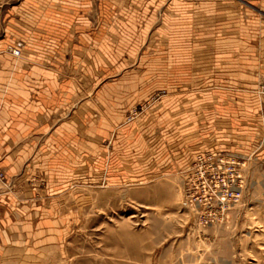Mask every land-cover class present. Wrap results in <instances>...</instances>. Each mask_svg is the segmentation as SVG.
<instances>
[{
	"label": "rangeland",
	"instance_id": "1",
	"mask_svg": "<svg viewBox=\"0 0 264 264\" xmlns=\"http://www.w3.org/2000/svg\"><path fill=\"white\" fill-rule=\"evenodd\" d=\"M53 1L0 0V39L20 34L17 60L36 40L75 80L56 117L83 128L60 179H8L39 215L14 212L0 264H264V0L106 1L103 17L90 0L88 34L44 31Z\"/></svg>",
	"mask_w": 264,
	"mask_h": 264
},
{
	"label": "crops",
	"instance_id": "2",
	"mask_svg": "<svg viewBox=\"0 0 264 264\" xmlns=\"http://www.w3.org/2000/svg\"><path fill=\"white\" fill-rule=\"evenodd\" d=\"M106 1H109L112 9L122 4L120 0H98L97 4L102 6L98 11L100 17H103ZM53 3L54 10L49 13V18L54 23L44 31L53 33L50 29L56 28L58 22L57 28L60 30L63 27L67 34L76 31H82L84 34L96 32L92 30L87 14L90 0H62L58 3L55 0ZM74 20H77L76 25L73 24ZM19 37L20 34L13 33L0 39V166L6 171L8 179L14 180L19 187H25L37 170L45 172L50 181H55L57 176L59 179L63 176L62 173L57 175L54 170L56 166L59 169L66 168L67 153L64 149L70 147L73 140L78 139L77 133L79 130L82 132L83 120L58 122L56 114H61L73 100L74 91H77L76 82L73 78L59 80L47 70L43 65L47 60L38 59L36 55L42 48L36 40L24 51L23 56L27 57L17 60L7 54L6 48L10 41L12 43ZM82 107L86 108L83 105ZM57 141L61 142L60 145H57ZM25 192L26 199L20 200L19 203L13 195H7L9 192L6 193L0 187L2 249L9 238L4 228L10 224L12 228L21 224L25 226L24 221L11 218L14 212L27 216V222H35L36 215H39V205L32 200L34 193L30 189Z\"/></svg>",
	"mask_w": 264,
	"mask_h": 264
},
{
	"label": "built area",
	"instance_id": "3",
	"mask_svg": "<svg viewBox=\"0 0 264 264\" xmlns=\"http://www.w3.org/2000/svg\"><path fill=\"white\" fill-rule=\"evenodd\" d=\"M15 54L19 55L20 52L15 51ZM0 187H1V190H5L6 193L12 191V183L11 181L8 180L6 171L2 167H0Z\"/></svg>",
	"mask_w": 264,
	"mask_h": 264
}]
</instances>
